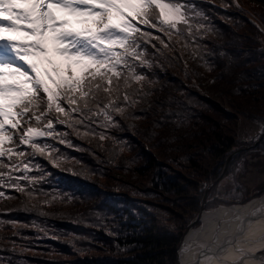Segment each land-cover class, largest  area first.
Instances as JSON below:
<instances>
[{
  "label": "trees",
  "instance_id": "obj_1",
  "mask_svg": "<svg viewBox=\"0 0 264 264\" xmlns=\"http://www.w3.org/2000/svg\"><path fill=\"white\" fill-rule=\"evenodd\" d=\"M121 2L82 21L67 84L51 47L38 75L2 88L0 264H174L204 188L247 141L242 120L264 126V0ZM194 54L231 110L192 88ZM257 151L264 138L230 158L206 209L264 193L236 182Z\"/></svg>",
  "mask_w": 264,
  "mask_h": 264
},
{
  "label": "rangeland",
  "instance_id": "obj_2",
  "mask_svg": "<svg viewBox=\"0 0 264 264\" xmlns=\"http://www.w3.org/2000/svg\"><path fill=\"white\" fill-rule=\"evenodd\" d=\"M70 1L75 3L77 2L78 6L75 7L74 5H70L68 7H64L60 5L54 6L50 3L43 4V7L40 10V22H42V25H40L39 36L37 37L44 44V51L36 49L33 44V41L35 39L29 35L27 36L20 30L16 31L15 29L7 27L0 28V38H3V40L7 44H10L11 47H15L14 49H10L12 53L10 55L11 57L7 61L0 60V74L7 71H9L10 73H19L20 76L26 75L25 73L23 74V72L36 73L35 66H39L40 62L44 59V54H42V52L44 53L50 46L56 47L59 53L65 51V48L67 47L66 45L68 43L67 40H69L74 33L73 26L69 27L67 25V21L71 16H82L85 12H88V14H90L93 8L92 6H96L102 9H111L113 11L115 10L116 13L119 11L123 13L128 9L127 5L124 2H121L122 0ZM67 2H69V0H66V3ZM14 54L20 56L18 58H15ZM69 63L70 62L68 58L62 56L59 65L60 67L69 68L71 66V64ZM197 63L198 58L195 54L192 55V57H190L189 59L184 58L182 61L183 68L187 72H190L189 69L194 66L192 70L195 71V74L193 76L190 75L191 86L194 91H196L203 99L212 102L220 109L227 111L231 110L230 101L228 100L227 95L223 90L220 89L219 86H215L213 75L210 73H206L205 69H198ZM57 72L63 82L67 83V78L63 73V70L60 69ZM2 88L4 87H1L0 85V90L3 91L5 88ZM242 121L246 123V125L244 126V130L248 134L246 140L248 141V143H251L261 134V130L264 128V126L252 121ZM241 124L243 126V123ZM7 137L8 136L5 133H2L0 139L5 140ZM262 138H264V136H262ZM253 154L254 155H246L245 161H249L248 165L245 163V161L243 162V160H241L236 169V182L239 186H241V188H244L241 190L245 193L248 192V194H252L258 189H261V186L264 184V151H257V153ZM225 186L226 188L230 189V193L235 191V185L232 179L224 178L220 182L219 190L223 192L225 190ZM195 226H198V224L194 225V227Z\"/></svg>",
  "mask_w": 264,
  "mask_h": 264
},
{
  "label": "water",
  "instance_id": "obj_3",
  "mask_svg": "<svg viewBox=\"0 0 264 264\" xmlns=\"http://www.w3.org/2000/svg\"><path fill=\"white\" fill-rule=\"evenodd\" d=\"M262 136L264 128L251 144L244 143L226 156L218 178L204 188L199 212L189 219L181 233L175 248L174 264H264V193L243 203L205 209L209 188L220 179L230 158L257 145ZM221 207L229 209L216 224H201L202 215ZM197 223L198 226L194 227ZM189 232L193 235L188 239Z\"/></svg>",
  "mask_w": 264,
  "mask_h": 264
},
{
  "label": "bare ground",
  "instance_id": "obj_4",
  "mask_svg": "<svg viewBox=\"0 0 264 264\" xmlns=\"http://www.w3.org/2000/svg\"><path fill=\"white\" fill-rule=\"evenodd\" d=\"M34 6H35L34 4L31 5V10H33ZM36 16H37V14H36ZM228 209L229 208L221 207L218 210H210V212H206L204 215H202V217L200 219L201 224L208 225V226L216 224L217 223L216 221H218V219H220L222 215H225V213ZM192 235H193V233L189 232L188 239Z\"/></svg>",
  "mask_w": 264,
  "mask_h": 264
}]
</instances>
